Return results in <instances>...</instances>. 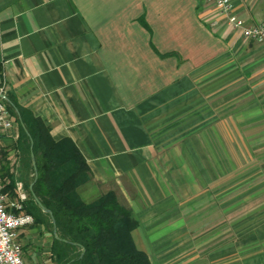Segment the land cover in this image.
Returning <instances> with one entry per match:
<instances>
[{"label": "crops", "instance_id": "0c3cea01", "mask_svg": "<svg viewBox=\"0 0 264 264\" xmlns=\"http://www.w3.org/2000/svg\"><path fill=\"white\" fill-rule=\"evenodd\" d=\"M230 1L246 24L264 20V0ZM0 63L7 93L85 157L82 200L114 191L152 264H264L224 191L264 138V41L204 0H0ZM18 135L0 131V168L17 176ZM54 238L21 229L23 259L57 264Z\"/></svg>", "mask_w": 264, "mask_h": 264}, {"label": "trees", "instance_id": "16d2710c", "mask_svg": "<svg viewBox=\"0 0 264 264\" xmlns=\"http://www.w3.org/2000/svg\"><path fill=\"white\" fill-rule=\"evenodd\" d=\"M0 83H4L1 63ZM6 96L8 108L19 125L16 148L21 168L17 176L2 165L1 178L3 175L9 178L8 183H3L4 192L10 191L13 196L17 181H26L27 211L34 216L35 223L53 231L51 215L32 196L33 183V192L55 219L57 236L52 253L56 263L152 264L132 237V230L138 224L136 218L120 203L114 191L90 203L78 194V187L90 179V168L76 143L70 138L55 140L39 117L19 104L7 90Z\"/></svg>", "mask_w": 264, "mask_h": 264}, {"label": "built area", "instance_id": "2783aa9c", "mask_svg": "<svg viewBox=\"0 0 264 264\" xmlns=\"http://www.w3.org/2000/svg\"><path fill=\"white\" fill-rule=\"evenodd\" d=\"M204 1L216 6L228 23L241 30L246 39L264 41V20L248 25L234 12L230 0ZM15 125L16 118L8 108L5 85L0 83V131L9 132ZM28 199L29 193L21 182L16 184L14 196L4 192L0 176V264H30L23 259L22 245L18 241L19 231L35 222L34 216L26 209Z\"/></svg>", "mask_w": 264, "mask_h": 264}, {"label": "rangeland", "instance_id": "374dc122", "mask_svg": "<svg viewBox=\"0 0 264 264\" xmlns=\"http://www.w3.org/2000/svg\"><path fill=\"white\" fill-rule=\"evenodd\" d=\"M16 126L19 129L17 121ZM256 147V154L240 155L238 171H226L225 176V208L230 211L239 207L242 244H264V138L257 141ZM2 179L7 180V176L3 175ZM23 184L25 186L26 181ZM232 221L228 217L225 219V238L230 239L228 244L233 237L235 240L238 238L236 231L233 236L229 226Z\"/></svg>", "mask_w": 264, "mask_h": 264}, {"label": "water", "instance_id": "95a60500", "mask_svg": "<svg viewBox=\"0 0 264 264\" xmlns=\"http://www.w3.org/2000/svg\"><path fill=\"white\" fill-rule=\"evenodd\" d=\"M1 95H2V94H1ZM7 100H8V99H7ZM32 157L34 158V155H33V154H32ZM33 163H34V165H35V162H33ZM35 171H36V176H37V170H36V168H35ZM32 187H33V183L30 185V190H31L32 196H33V198L35 199V201L39 204V206L42 208V210H43L44 212L49 213V214L51 215L52 221H53V223H54V234H55V236H57V234H56L55 219H54V217H53L51 211H50L49 209H47V208L42 204V202L39 200V198H38V197L36 196V194L33 192Z\"/></svg>", "mask_w": 264, "mask_h": 264}]
</instances>
